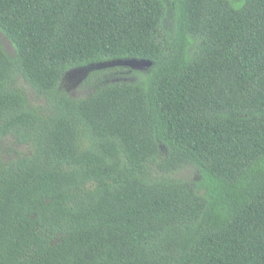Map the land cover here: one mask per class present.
<instances>
[{"label":"trees","instance_id":"trees-1","mask_svg":"<svg viewBox=\"0 0 264 264\" xmlns=\"http://www.w3.org/2000/svg\"><path fill=\"white\" fill-rule=\"evenodd\" d=\"M168 2L0 0V264H264V0Z\"/></svg>","mask_w":264,"mask_h":264},{"label":"rangeland","instance_id":"rangeland-1","mask_svg":"<svg viewBox=\"0 0 264 264\" xmlns=\"http://www.w3.org/2000/svg\"><path fill=\"white\" fill-rule=\"evenodd\" d=\"M163 1L167 7V14L162 22V32L167 38H170L173 32L172 12L168 0ZM0 43L7 54L13 55L12 45L1 32ZM148 66V62L135 60L112 61L91 65L86 68L69 71L62 81L61 87L74 99L84 98L92 91L91 87L87 85V82L91 81H86L87 79L91 78L94 80L95 77H100L103 81L109 82L130 80L134 76V72L144 71ZM19 87L25 91L31 103L35 105L42 103L41 100L36 99L32 90L21 80H19ZM192 175L194 177L191 170L183 171L180 174L182 177H192Z\"/></svg>","mask_w":264,"mask_h":264}]
</instances>
